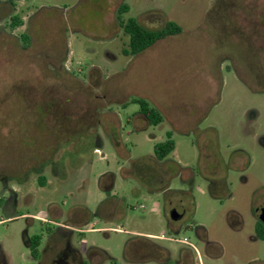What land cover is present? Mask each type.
<instances>
[{"label":"rangeland","instance_id":"374dc122","mask_svg":"<svg viewBox=\"0 0 264 264\" xmlns=\"http://www.w3.org/2000/svg\"><path fill=\"white\" fill-rule=\"evenodd\" d=\"M122 3V19L148 28L172 20L182 32L125 56ZM0 7V167L13 170L17 198L0 209L3 264H39L26 242L34 233L46 249L41 264H58L69 228L71 244L94 264H175L178 240L191 250L189 264L264 259V241L253 238L264 203V0H0ZM12 14L23 23L9 30ZM133 97L156 106L163 121L139 118ZM167 132L174 149L157 160L153 146ZM26 156L56 168L44 170L41 183L27 179L19 174ZM175 206L183 209L178 234L167 222ZM150 244L168 257L158 259Z\"/></svg>","mask_w":264,"mask_h":264},{"label":"flooded vegetation","instance_id":"af4514ba","mask_svg":"<svg viewBox=\"0 0 264 264\" xmlns=\"http://www.w3.org/2000/svg\"><path fill=\"white\" fill-rule=\"evenodd\" d=\"M3 11L5 12V8L3 9V7H0V13L1 14L4 13ZM116 13H117V10H116ZM12 16H13V14L10 15L8 18V29L9 30H13L14 28L20 26L23 23V21L21 19V24L12 29L10 27V18ZM117 25H118V23H117ZM118 28H119V26H118ZM119 30H120V28H119ZM21 35H20V37H21ZM28 47H29V45L26 48L22 47V44L20 42V48L27 49ZM37 101H40V100H37ZM138 116L145 119L141 114ZM0 166H1V164H0ZM8 167H9L8 170H6V169L3 170L0 167V209H7V208H9V206L17 204V198L13 194V189L9 186V181L11 180V177L13 176V170L11 169L10 166H8ZM55 168H56V163H54V162L50 163V162H48V161H46L40 157L29 158L26 156V157H24V160H22V162L20 164L19 174L22 176H26L27 179L29 178V176L35 175L37 178V181L40 183V179H41V177H43L42 172L46 169H49L53 172L55 170ZM5 192H8L9 196L4 195ZM262 207H264V203L262 205H260L254 213L255 214V222L253 224V233H254L253 238H254V240L264 241V222L259 217V210ZM182 213H183V209L179 206H175L170 211L167 222H168L169 231L173 234H178V232H179V228L174 225V222L181 219ZM75 230L76 229H74V228H69V230H65V233H62L60 235L62 237V239H61L62 248L61 249L63 251V259L59 260L58 264H94L95 262L92 260V256H93L92 254L87 255L86 258H83L81 256L79 250L71 244L70 233L74 232ZM37 235L40 236V240H39L40 243L36 247L37 253L34 254L33 253V246H34L33 242L36 241L35 238ZM178 241L181 242L182 244L177 249L176 259L174 260L175 264H189V260H190L189 258L191 256V250L184 245L185 242L183 240H178ZM26 242H27V247H28L29 254H30V257L32 258V260L34 262L39 263V264L44 262L46 249H43L42 251L40 250V245L42 242V235L40 233H34L27 238ZM50 246L51 245L48 244L47 249ZM145 246L148 249L154 250L158 256V259L165 260V257L166 256L168 257V255H169V252L166 249L161 248L155 244L154 245L150 244V245H145ZM52 262L54 263V261H52ZM56 262L57 261H55V264H57ZM258 262H259V264H264V259L263 260L259 259ZM0 264H3V263L0 261Z\"/></svg>","mask_w":264,"mask_h":264},{"label":"trees","instance_id":"16d2710c","mask_svg":"<svg viewBox=\"0 0 264 264\" xmlns=\"http://www.w3.org/2000/svg\"><path fill=\"white\" fill-rule=\"evenodd\" d=\"M128 11V6L124 3L120 4L117 9L118 15V26L123 35L127 37V45L122 48V53L125 56L136 55L157 41L162 40L168 36L180 34L182 27L172 20H166L161 26L157 28H148L142 25L137 18L128 17L122 19L120 16ZM21 24V18L18 15H13L10 18V27H14ZM22 47L26 48L29 45V36L23 33L20 37ZM133 103L138 104L139 113L145 118L148 124L157 125L163 121V115L161 111L151 105L147 100L142 97H133L130 100ZM174 149V141L171 137V132H167L166 139L158 142L153 146V155L157 160H162ZM44 178L41 177L40 183L43 182ZM36 241L33 242V253H37V245H39L40 236H36Z\"/></svg>","mask_w":264,"mask_h":264},{"label":"crops","instance_id":"0c3cea01","mask_svg":"<svg viewBox=\"0 0 264 264\" xmlns=\"http://www.w3.org/2000/svg\"><path fill=\"white\" fill-rule=\"evenodd\" d=\"M141 119H143L142 117H139ZM144 120V119H143ZM146 238H149V239H152V238H157V239H160V238H165L164 236L162 235H155V234H151V233H148L147 235H145ZM168 239H173V235H170V237Z\"/></svg>","mask_w":264,"mask_h":264},{"label":"water","instance_id":"95a60500","mask_svg":"<svg viewBox=\"0 0 264 264\" xmlns=\"http://www.w3.org/2000/svg\"><path fill=\"white\" fill-rule=\"evenodd\" d=\"M259 217L264 222V207L260 208Z\"/></svg>","mask_w":264,"mask_h":264}]
</instances>
